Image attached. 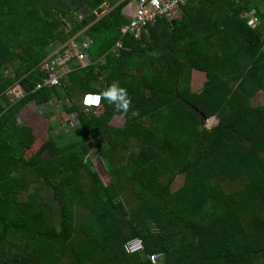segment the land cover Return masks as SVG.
Returning a JSON list of instances; mask_svg holds the SVG:
<instances>
[{
  "label": "trees",
  "instance_id": "trees-1",
  "mask_svg": "<svg viewBox=\"0 0 264 264\" xmlns=\"http://www.w3.org/2000/svg\"><path fill=\"white\" fill-rule=\"evenodd\" d=\"M121 1L0 0V264H152L150 254H164L162 264H264V105H253L264 92V0H195L142 40L122 38ZM105 4L117 7L101 18ZM81 32L106 63L73 66L62 87L36 90L50 48ZM194 70L207 75L201 91ZM113 82L129 111L107 101L88 110L86 96ZM16 85L25 94L12 101ZM53 101L67 122L80 120L72 142L48 118L42 133L23 120L43 121L38 109ZM134 238L145 254L126 253Z\"/></svg>",
  "mask_w": 264,
  "mask_h": 264
},
{
  "label": "built area",
  "instance_id": "built-area-1",
  "mask_svg": "<svg viewBox=\"0 0 264 264\" xmlns=\"http://www.w3.org/2000/svg\"><path fill=\"white\" fill-rule=\"evenodd\" d=\"M130 5L134 6L135 12L133 18L128 25L121 28L123 36L132 35L137 40H142L144 35L149 33L151 27L166 21L174 25L177 21L184 18L186 14V7L195 0H129ZM249 20L253 21V26H257L260 21L257 16V10L251 9L245 13ZM76 21H83L84 14L76 13L74 15ZM248 20V22H249ZM68 29H72V23L68 22ZM85 32V31H84ZM84 32L72 38L65 44L59 52L44 60L40 65V71L44 77L40 84L37 85L36 90L44 87H62L67 73L73 71L72 67L89 68L94 65H103L106 63V57L96 60L90 53L93 45V40L87 36L80 38ZM124 47L123 41L120 40L116 47L113 49L114 53L122 50ZM9 94V92H8ZM95 95L88 94L85 98L84 104L86 106L87 98ZM15 100V99H14ZM12 100V101H14ZM103 102L98 107H87L88 110L95 109L99 114L103 109ZM80 123V120L75 115L71 116ZM72 119V121H73ZM71 121V122H72ZM74 124V123H73ZM126 253L130 256L145 254L146 245L141 238H134L128 241L125 245ZM155 256V261L153 257ZM165 260L164 254L148 255V261L152 264H162Z\"/></svg>",
  "mask_w": 264,
  "mask_h": 264
},
{
  "label": "rangeland",
  "instance_id": "rangeland-1",
  "mask_svg": "<svg viewBox=\"0 0 264 264\" xmlns=\"http://www.w3.org/2000/svg\"><path fill=\"white\" fill-rule=\"evenodd\" d=\"M108 10H110V9L108 8L106 11H108ZM134 12H135L134 6H131L130 1H129L128 6L126 5L124 8V14L128 15L130 18H133ZM128 36H131V35H128ZM123 37L124 36L122 34V38ZM90 53L92 54L91 51H90ZM93 57L95 58L94 55H93ZM4 69L6 71L7 76L12 75V69L11 68H8V69L4 68ZM193 77H194L193 88L195 91H200L202 89L201 86H203V84L206 80V77H205V75H203V74L201 75L197 72L194 73ZM24 94L25 93L21 90V87L18 85L14 86L13 88H11L9 90V95H10L9 97H11V100L19 99L20 97H23ZM59 103L60 102H58V101L51 102V104H54V108H52L51 105L39 107L38 110L43 115V116L40 115V117L45 123L37 118L38 116H37V113H35V112L34 113L29 112L28 115L23 120L26 123H30L32 126H35L37 131H40L42 133V132H45V130H46V127H47L46 119L48 118L51 121L52 125L55 127L54 133H55V135H57L58 138L60 137V141L62 139H64L66 142H72L74 139L71 136L72 132H70V131L72 130L73 127H76L80 123H76V121L73 119V117H70L71 121L73 119L72 122L71 121L67 122L66 115H63L64 114L63 111L66 108V106L64 108L63 106H60ZM253 105H255V106L264 105V93H260L256 98L253 99ZM125 122H126V120L120 116L115 117L113 120V124L116 126H122L125 124ZM217 123H218V119H215L213 121L210 120L208 125L212 126V125H216ZM38 148H39V145L36 144L33 148L28 150L24 159L28 160L31 157L35 156L37 154ZM215 182L224 186L228 191H231V189H232L231 183L228 182L227 180L217 178L215 180ZM184 183H185V176L184 175L179 176L178 179L176 180V183L174 184V190L180 189L184 185ZM88 185L90 186V184H88ZM44 195L46 197H48L49 200H51V192L50 191H46L44 193ZM123 198L125 199V201H126V199H128L126 193H125Z\"/></svg>",
  "mask_w": 264,
  "mask_h": 264
},
{
  "label": "clouds",
  "instance_id": "clouds-1",
  "mask_svg": "<svg viewBox=\"0 0 264 264\" xmlns=\"http://www.w3.org/2000/svg\"><path fill=\"white\" fill-rule=\"evenodd\" d=\"M249 26H253V21L249 20ZM103 101L114 105L118 112L127 113L131 107V97L126 88L119 83L113 82L104 88L99 94L87 98L86 107H98ZM155 261V256L153 257Z\"/></svg>",
  "mask_w": 264,
  "mask_h": 264
},
{
  "label": "crops",
  "instance_id": "crops-1",
  "mask_svg": "<svg viewBox=\"0 0 264 264\" xmlns=\"http://www.w3.org/2000/svg\"><path fill=\"white\" fill-rule=\"evenodd\" d=\"M123 1V2H122ZM120 3L121 4H123L125 1H127V0H122ZM120 4V5H121ZM191 4V3H190ZM189 4V5H190ZM188 5V6H189ZM106 9H108L109 7H110V5L109 4H105V6H104ZM110 10H108V11H105V12H109ZM104 12V13H105ZM104 13L102 14V16H101V18H103L104 16H106V15H108V14H106V15H104ZM126 15V14H125ZM128 18H129V20L131 21V18L128 16V15H126ZM100 18V19H101ZM128 25V24H127ZM125 26V25H124ZM82 33V32H81ZM65 44H60V43H56L55 45H53L51 48H50V50H49V52H50V54H51V56H53V55H55L57 52H59L60 50H61V48L64 46ZM199 73V74H203V75H205V77H206V80H205V82H204V84H203V86H201V88L203 89L204 88V86H205V83L207 82V80H208V78H207V75H206V73L205 72H202V71H199V70H194L193 71V75H194V73ZM193 79H194V77H193ZM193 82H194V80H193ZM201 89V90H202ZM22 90V89H21ZM200 90V91H201ZM264 93V92H263ZM20 122H21V120H20Z\"/></svg>",
  "mask_w": 264,
  "mask_h": 264
},
{
  "label": "water",
  "instance_id": "water-1",
  "mask_svg": "<svg viewBox=\"0 0 264 264\" xmlns=\"http://www.w3.org/2000/svg\"><path fill=\"white\" fill-rule=\"evenodd\" d=\"M122 2H123V1H122ZM122 2H121V3H122ZM121 3H119L117 6H119ZM117 6H115L113 9H115ZM113 9H110L109 12H105L104 15L110 13ZM215 119H218V123L220 122V119H219V118H213L212 121L215 120Z\"/></svg>",
  "mask_w": 264,
  "mask_h": 264
}]
</instances>
